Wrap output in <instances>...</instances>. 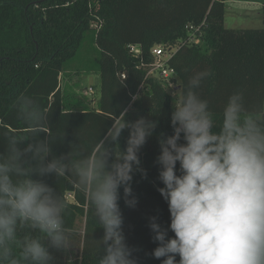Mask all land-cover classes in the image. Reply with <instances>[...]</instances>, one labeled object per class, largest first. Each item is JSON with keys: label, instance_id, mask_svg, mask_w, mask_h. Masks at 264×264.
<instances>
[{"label": "trees", "instance_id": "1", "mask_svg": "<svg viewBox=\"0 0 264 264\" xmlns=\"http://www.w3.org/2000/svg\"><path fill=\"white\" fill-rule=\"evenodd\" d=\"M225 1L0 0V127L28 131L14 108L21 94L31 96L46 114L45 132L57 142L53 145L56 156L70 152L72 145L82 154L90 153L113 120L124 118L125 110L128 121L140 117L157 121L154 134L139 152L146 175L135 172L131 182L137 203L128 207L123 189L119 202L126 243L137 264H161L163 259L152 255L157 243L149 218L157 217L165 228L170 223L168 204L158 191L163 184L157 156L160 134H172L174 109L168 82L146 78V70L138 68L128 46L139 45L147 61L152 60L156 45L177 48L169 66L176 72L173 88L180 86L181 94L194 72L208 70L210 75L198 92L208 100L217 124L234 91L243 92L248 112L264 117V28L226 27ZM202 23L201 43H185L186 26ZM88 34L97 48L92 69L100 76L101 95L95 108L75 109L69 106L61 80ZM78 102L82 104L81 99ZM127 137L125 129L119 138L121 149ZM34 178L57 188L68 204L66 226L73 232L72 246L66 252L50 249L54 264H98L103 229L94 218L87 193L71 175ZM81 217L85 225L78 233ZM168 235L174 234L169 230Z\"/></svg>", "mask_w": 264, "mask_h": 264}, {"label": "clouds", "instance_id": "2", "mask_svg": "<svg viewBox=\"0 0 264 264\" xmlns=\"http://www.w3.org/2000/svg\"><path fill=\"white\" fill-rule=\"evenodd\" d=\"M209 75L201 70L190 76L173 104L172 134L158 138L163 184L158 191L168 204L170 223L165 228L157 217L149 218L157 243L152 255L163 258L161 264H264V117L248 112L243 92L234 91L217 124L198 92ZM14 108L28 131L0 127V264H54L50 249L66 252L72 246L62 193L34 178L50 174L71 175L87 193L103 229L98 264H137L126 243L119 202L123 189L124 203H137L131 182L135 172L146 175L139 152L157 121H128L125 110L93 151L82 154L72 145L56 156L57 142L45 132L47 117L39 104L21 94Z\"/></svg>", "mask_w": 264, "mask_h": 264}, {"label": "rangeland", "instance_id": "3", "mask_svg": "<svg viewBox=\"0 0 264 264\" xmlns=\"http://www.w3.org/2000/svg\"><path fill=\"white\" fill-rule=\"evenodd\" d=\"M225 5L226 27L264 28V0H226ZM96 56V44L91 34H88L76 56L69 61L66 73L63 74L62 88L68 94L69 106L75 109L86 108L88 105L95 108L98 105L101 79L98 72L92 69L95 67ZM168 86L174 104L181 95V90L173 88L174 85ZM79 99L82 100V104H78ZM84 225L85 218L81 217L76 226L78 233L83 232Z\"/></svg>", "mask_w": 264, "mask_h": 264}, {"label": "built area", "instance_id": "4", "mask_svg": "<svg viewBox=\"0 0 264 264\" xmlns=\"http://www.w3.org/2000/svg\"><path fill=\"white\" fill-rule=\"evenodd\" d=\"M203 25L204 23L200 25H187L188 38L185 43H201ZM128 48L131 54L138 60V68L146 70V78L151 77L168 82V85H175L173 78L176 77V72L174 68L169 66V59L174 55L177 48L172 49L156 45L151 50V61L145 59L142 48L139 45L130 44ZM121 77L126 78V74L122 73Z\"/></svg>", "mask_w": 264, "mask_h": 264}, {"label": "water", "instance_id": "5", "mask_svg": "<svg viewBox=\"0 0 264 264\" xmlns=\"http://www.w3.org/2000/svg\"><path fill=\"white\" fill-rule=\"evenodd\" d=\"M176 89H177V90H178V89H180V86H177V88H176Z\"/></svg>", "mask_w": 264, "mask_h": 264}]
</instances>
